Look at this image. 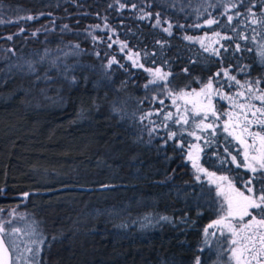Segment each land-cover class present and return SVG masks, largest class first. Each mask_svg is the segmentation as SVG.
Wrapping results in <instances>:
<instances>
[{"label": "trees", "instance_id": "obj_1", "mask_svg": "<svg viewBox=\"0 0 264 264\" xmlns=\"http://www.w3.org/2000/svg\"><path fill=\"white\" fill-rule=\"evenodd\" d=\"M261 18V0H0V217H29L7 226L22 228L20 249L3 234L13 264L33 230L40 264H224L227 241L204 234L224 204L187 151L242 190L253 174L232 156L243 164L244 147L224 131L226 101L213 99L205 130L166 102L209 81L264 89Z\"/></svg>", "mask_w": 264, "mask_h": 264}, {"label": "snow or ice", "instance_id": "obj_2", "mask_svg": "<svg viewBox=\"0 0 264 264\" xmlns=\"http://www.w3.org/2000/svg\"><path fill=\"white\" fill-rule=\"evenodd\" d=\"M123 7V5H121ZM135 7V5H133ZM255 7V5H253ZM261 7L264 8V0H261ZM248 11L255 16L256 14L252 12V9L249 8ZM28 19H33L29 16ZM143 19L144 17H140ZM231 21L232 17L228 18ZM167 23V21H164ZM214 20H208L207 23L211 25L214 23ZM255 22V21H253ZM261 23H264V18H261ZM160 17L157 14V23L154 27L159 26ZM198 26V25H197ZM171 25L169 24L168 28L163 29L165 32H170ZM35 34V33H34ZM217 35H219L217 33ZM11 39V37H9ZM190 39V38H188ZM126 47V45H125ZM239 50V46H237ZM136 57H139V53L135 54ZM264 56V53H262ZM131 59V55L129 56ZM113 63L115 61H112ZM133 66H136L137 60H132ZM151 71V70H149ZM160 69L155 70L156 73H159ZM166 75V74H165ZM225 75H228L227 72ZM229 79H235L234 77H229ZM153 81H150V83ZM238 83V81H237ZM260 81L255 82L254 86H249L247 92L250 94L247 96L246 103H241L236 105L241 109V114L243 116V126L241 128L240 117L238 116L237 123L234 125L235 128H241V135H237L235 131H229L230 121L232 114H229L230 121L225 122L224 131L228 132L230 136L238 141L244 147V160L243 164L237 162V157L232 156V163L236 164V167H244L253 175L248 178L245 182V190L238 189L234 183L229 179L228 176H216L213 172H208L204 168L200 167L198 163V157L193 158L192 153H189V159H192L193 168L197 172H201L204 175L209 177L210 184H216V196L223 197L224 204L227 205L226 215H222L220 219L210 224L208 227L211 228L214 225L220 226L222 229L221 235H224V231L230 234L228 243L232 245L229 249L231 256L229 259L233 260L235 264H264V89H260L258 85ZM208 92L205 93L208 104L204 105L199 101H194L195 110L194 115H200L201 110L204 111V119H202L197 127H200L201 130L211 129L212 124H205L204 120L207 119V114L211 112L213 116L216 115L215 111H212L211 104V89L212 82L209 81L207 85ZM204 93V89L201 90ZM200 95V94H197ZM237 95L243 96V93H237ZM253 100H258L260 106H257L252 103ZM175 103V101H173ZM188 103V101H185ZM163 103V101H161ZM249 114H251L252 119H249ZM171 114H169L170 116ZM167 118V117H166ZM219 119V117H217ZM187 123V120H184ZM252 125H256L259 130H251ZM195 136L197 140L201 137L196 136L195 133H190ZM244 134H247L251 138V143H247ZM175 133L169 134V139L174 136ZM212 136L216 135L215 131H212ZM210 143V142H209ZM193 148L199 149L197 145H192ZM250 150L252 153L250 155ZM197 180L200 179L199 176L196 177ZM217 181L226 183L227 187H224V184L217 183ZM27 194H25L26 196ZM223 210V205H221ZM246 217L250 219L245 220ZM161 219L167 220V217H161ZM239 220L241 223L235 225L230 223V220ZM18 228H12L11 230L7 229L4 224L0 223V264H13L12 261V252L15 251V248L10 249L5 240L3 239L2 234L11 235L12 233H19ZM207 229L205 233L207 234ZM55 239V237L53 238ZM45 243L44 238L37 234L33 230V239L30 240V244L33 246H26L25 251L30 255L24 259V264H40L39 257L41 255V245ZM196 264H200L199 258L196 260Z\"/></svg>", "mask_w": 264, "mask_h": 264}, {"label": "rangeland", "instance_id": "obj_3", "mask_svg": "<svg viewBox=\"0 0 264 264\" xmlns=\"http://www.w3.org/2000/svg\"><path fill=\"white\" fill-rule=\"evenodd\" d=\"M99 30L101 32H104L105 33L104 36H107V38L110 39L111 36H109L107 28H105L104 26H100ZM221 37L222 36L215 35V34L204 35V36L200 37L199 42L201 45L207 47L208 49H211L214 46L219 45V41H220ZM109 42L111 44L112 41L110 40ZM161 79H162V75H160L159 73H156L155 75L152 74L148 78V81L149 82L150 81L158 82ZM248 87L249 86H242L240 89L233 91L231 94H224L222 92H218L217 90H215L213 88L211 89V104H212V101L214 98H220L221 100L227 102L228 108H227L226 122L230 121L229 114L231 113L232 116H231V121H230V125H231L230 127H232V129L234 131L238 132L240 135H241V128L243 126V116L241 114V109L239 107H236V105L247 102L245 98L250 95L247 92ZM202 89H204V93L201 92ZM207 92H208L207 85H205V86L199 87L198 89L181 91V92H177V93L168 95L166 106H167V108H169V110H168L169 113L175 116V118H174L175 121L185 123L184 120L186 119L187 115L194 113V110H195V104L193 103L194 101H199V102L203 103L204 105L208 104V99L205 95V93H207ZM237 93H243L244 95L243 96L237 95ZM197 94H200V95H197ZM173 101H175V103ZM185 101H188V103H186ZM252 103L257 105V106H260V102L258 100H253ZM155 112H157V111H155ZM200 116L204 117V111L203 110H201ZM238 116L240 117L241 128H235L234 127V125L237 123L236 118ZM147 117H148V112L142 113L139 116V118H145V119H147ZM249 119H252L251 114H249ZM251 130H253L252 127H251ZM244 138H245V140H251V138L248 137L247 134H244ZM190 152L192 153V156L194 157V153L191 149H188L187 157H189ZM251 154H254V153H252L250 150V155ZM224 187L226 188L227 185L224 184ZM242 190H245V189H242ZM221 203L224 204L223 197H221ZM226 213H227V205L224 204V210H221V213H220L221 215L216 220L220 219V217L222 215H226ZM25 215H26V213L15 210L14 212H11L7 217L6 216L4 218L0 217V223L4 224L5 227L7 228L8 225L15 223L16 221L20 222V220H22V219H26V218L29 219V217H27ZM216 220H214V221H216ZM245 220H248V219H245ZM213 222H211L210 224H213ZM229 222L232 224H235V225H239L241 223V221H239L238 219L237 220H230ZM18 227L19 226H16L14 228H18ZM18 229L21 231L22 228L19 227ZM206 229L208 230L207 231V234H209L208 237L211 238L212 236H214L216 234L220 237H223L224 240L227 241V244H226L227 249H226V254H225L226 261L224 264H235V262L233 260L229 259V257L231 256V252L229 251V249L231 247H233L232 245H230L228 243V239L230 238V234L227 233V231L225 230L224 235H221L222 229L218 225H214L211 228L207 227ZM204 234H206V233H204ZM11 237H13L16 240L18 248L20 249L19 245H23L24 243L22 242V240L17 239V238H19V233H12ZM25 248H26V244L24 245L23 252L27 254V252L25 251ZM253 264H254V262H253Z\"/></svg>", "mask_w": 264, "mask_h": 264}, {"label": "water", "instance_id": "obj_4", "mask_svg": "<svg viewBox=\"0 0 264 264\" xmlns=\"http://www.w3.org/2000/svg\"><path fill=\"white\" fill-rule=\"evenodd\" d=\"M3 235V234H2ZM3 239L5 240V238H4V236H3ZM6 242V241H5ZM6 244H7V242H6ZM7 246H8V244H7ZM9 247V246H8Z\"/></svg>", "mask_w": 264, "mask_h": 264}]
</instances>
